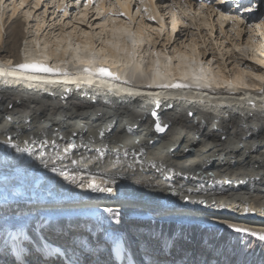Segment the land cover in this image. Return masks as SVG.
<instances>
[{
    "label": "bare ground",
    "instance_id": "6f19581e",
    "mask_svg": "<svg viewBox=\"0 0 264 264\" xmlns=\"http://www.w3.org/2000/svg\"><path fill=\"white\" fill-rule=\"evenodd\" d=\"M249 2L239 0L238 9L236 0H94L91 5L88 0H0L1 60L25 59V47L31 54L27 59L44 53L45 61L65 67L77 63V55L95 56L104 62L89 64L92 69L103 67L138 91L159 93L156 112L162 126L167 125L165 131H155L151 98L113 95L97 84L79 90L68 85L72 91L67 92L0 83V162L16 157L15 164L23 165L0 175V216L10 219L5 212L16 206L33 217L54 216L61 226L71 222L73 234L93 232L98 239L123 234L128 251L118 256L120 264H239L232 250L226 253L228 235H234L228 225L264 233V80L256 78L264 76V0L243 12ZM185 12L191 13L190 21ZM191 24L196 33L187 30ZM239 53L247 57L237 58ZM157 71L162 79L156 82L169 87H146ZM196 76L205 77L200 83L211 87H171L174 82L192 85ZM7 135L22 147L30 138L56 140L63 159L54 158L51 147L43 157L21 156L5 145ZM70 142L76 148L65 154ZM103 149L101 159L97 150ZM53 167L86 179L94 176L102 186L114 181V192L80 188L79 180L65 181ZM25 169L43 187L33 189L21 179ZM170 172L176 174L171 181L166 179ZM10 190L18 206L8 199ZM186 196L226 207L187 203ZM105 209L117 212L119 222L113 223ZM208 228L210 239L202 231ZM242 234L246 242L249 235ZM172 237H178L175 247L161 254V240ZM262 250L258 247L252 264L264 262ZM11 252L0 230V264H7ZM112 255L105 252L107 264H113Z\"/></svg>",
    "mask_w": 264,
    "mask_h": 264
},
{
    "label": "snow or ice",
    "instance_id": "6c2138e0",
    "mask_svg": "<svg viewBox=\"0 0 264 264\" xmlns=\"http://www.w3.org/2000/svg\"><path fill=\"white\" fill-rule=\"evenodd\" d=\"M93 3L94 0H88V4L91 5ZM236 3L239 9V0H236ZM24 6V3L19 5L20 8H23ZM253 7V0H250L248 5H243V12H249ZM137 11H139V9H137ZM145 11H147L146 8ZM24 15L29 18L31 16L30 13H25ZM121 15L126 14L121 13ZM149 19L154 20L155 17L150 16ZM106 22L107 21H105V23ZM173 27H175V22H173ZM85 35H87V33H85ZM25 44H27V41H25ZM237 51H239V49H237ZM24 55L25 61L17 65H12L11 61H8L6 64H0V83L6 86L22 85L28 89H43L45 91H48L47 86L63 87L67 92L72 91L71 88L67 87L68 85H76L77 90H79L83 84H87L88 86L97 84L99 88L105 89L106 92H110L113 95L124 93L128 97L140 96L151 98L155 104V109L152 111V115L156 117L155 131L163 132L166 130L167 125L162 126L156 112V110L160 108V94L152 91H138L131 85L126 87L121 86L127 85L128 82L121 81L120 77L113 74L110 70L103 67L99 69L87 67L89 64L104 62L102 60L98 61L95 56L91 58H81L77 55L75 59L80 64L85 65V67L75 72H69L61 69H54L46 64L44 61L48 57L44 53H37L32 56L31 60H29L27 57L31 54L28 52L27 47H25ZM257 63H260V61H257ZM41 73H45L47 76H43ZM141 75H143L142 72ZM93 77H99V81L94 80ZM256 78L264 80V76H257ZM160 79H162V76L157 71L153 77L154 82L148 84L146 87H169V85L156 82ZM194 79L196 83L192 85L174 82L171 87L178 91L185 88L190 90L193 87L198 89L211 87L210 83H200L201 80L205 79L203 76H196ZM105 80H110L111 82L105 83ZM244 86L247 87V85ZM262 95H264V90H262ZM170 98L176 99V97ZM240 98L245 99L246 97ZM180 99L186 98L181 97ZM168 107H171V105H168ZM252 107L256 108L257 106L253 104ZM262 108H264V106H262ZM188 115H192L191 110L188 111ZM5 118L9 120L11 119L10 117ZM75 136L76 133H73V139ZM104 136L105 132L102 131L100 133V138L103 139ZM60 139L63 140L64 138L60 137ZM13 140V136L7 135L4 143L5 145L10 146L15 153H19L21 156L27 154L29 157L36 155L43 157L45 155V149L51 147L55 149L57 153L54 158L63 159V157L59 154V145L56 140L49 141L47 138H30L23 142V147L18 143H14ZM37 145H39V147H37ZM68 148L75 149L76 144L74 142L67 144L64 150L65 154L67 153ZM106 151V149L97 150L101 159H103L106 155ZM127 155L128 153L125 152V158ZM16 159V157H12L11 159L6 158L4 161L0 162V175L10 174L8 173L9 168L14 170L15 167H23L22 164H15ZM117 159H119L118 154ZM76 163V160L71 161V164L73 165ZM152 167H156V165L153 164ZM51 171L58 177H62L65 181L75 183L79 180L77 186L80 188L87 187L94 192L109 194L114 192V188L112 187L114 181L105 180L102 186L97 183L96 177L93 176L86 179L83 175L73 174L72 170L68 168L62 167L59 171H57L56 168L53 167ZM175 175L176 174L174 172H170V174L166 176V179L171 181L174 179ZM21 179H25V182H30L33 189L43 187V185L39 183V178H29L27 169H25V176ZM183 179H188V177L185 176ZM13 183L16 184L18 181H14ZM8 199L15 200L16 205L18 206L19 200L11 190L8 193ZM184 199L187 203H196L214 209L218 208L220 210H225L226 207L224 204H209L205 200L193 201L187 196L184 197ZM4 203L7 205V200H5ZM10 207H12V211L10 213L5 212V215L11 217L10 219L4 220V217L0 216V220L4 221L3 223H0V230H3L6 233L8 245L15 251L13 264H57V262H59V264H107L103 257L105 252L109 250L113 253V264H120L118 256L121 253L126 254L128 251L126 247V237L123 234H105L103 239H98L93 232H87V234H73L75 229L71 222H67L61 226L60 222L54 216L44 215L41 217H33L31 213L26 214L23 211H17L16 206ZM104 211L108 214L109 219L113 223L119 222V214L117 212L111 209H105ZM244 211L249 212L251 211V208L245 207ZM261 215H264V210L261 211ZM228 227H230L233 232L254 236L259 241L264 242V233H257L248 228L236 227L233 225H228ZM177 239L178 237L163 238L160 245L161 254L170 253L175 247Z\"/></svg>",
    "mask_w": 264,
    "mask_h": 264
},
{
    "label": "rangeland",
    "instance_id": "374dc122",
    "mask_svg": "<svg viewBox=\"0 0 264 264\" xmlns=\"http://www.w3.org/2000/svg\"><path fill=\"white\" fill-rule=\"evenodd\" d=\"M82 1H84V0H82ZM137 2H141V0H136ZM159 1V0H158ZM195 1V0H194ZM198 1V0H197ZM217 2L218 0H213V2ZM261 3L262 2V0H253V3L254 4H257V3ZM201 6H203L202 8H204V6H205V4H200ZM72 6V5H71ZM136 6V5H135ZM139 8L142 10V12L144 11V9H143V6L141 5V7L139 6ZM178 8H179V10H181V12H182V9H180V7L178 6ZM184 8V7H183ZM44 9V7H42V9L41 10H43ZM73 9H75V11H76V9H77V5H76V3H73ZM133 9H135V7L133 8ZM48 11H51V10H49L48 9ZM47 14H49L48 12H47ZM183 15H184V18L185 19H187V21H190V19L188 18L190 15H191V13H189L188 15L186 14V12L185 13H183ZM54 16V15H53ZM52 16V17H53ZM72 16V15H71ZM49 17H50V14L48 15V20H49ZM51 17V18H52ZM169 18V17H168ZM193 22V21H192ZM194 24V23H193ZM193 24H191V28H188L187 30H191L192 29V32H194V33H196L197 31H198V29L196 28V26L195 25H193ZM84 26V25H83ZM168 26H170V25H168ZM170 28V27H169ZM214 31V30H213ZM177 32V31H176ZM182 32H184V31H182ZM218 33V30H216V32H215V34H217ZM180 35V34H179ZM144 42H142V44H143ZM144 45V44H143ZM214 45V44H213ZM166 50H167V48H166ZM223 51H225V50H223ZM235 53H238L239 51H234ZM215 54H218V55H216L215 57H218L219 59H221V56H220V54L219 53H215ZM228 56H231V53H228ZM240 56H243V57H247L246 55H244V54H242V53H239V54H237L236 55V57L237 58H239ZM234 58V57H233ZM150 59V58H149ZM214 59H217V58H214ZM146 61H148L147 59H146ZM173 63H177V62H174V60L172 61ZM256 64H259V63H257L256 61H254ZM147 65V64H146ZM227 85V84H226ZM225 85V86H226ZM229 86V85H228ZM202 229V228H201ZM206 230V231H205ZM202 231H204L203 232V234H204V236H206L207 238H211L212 236L210 235V231H209V228L208 229H203ZM208 234H209V236H208ZM241 234V235H240ZM232 236H234V237H232ZM242 236H243V234L242 233H236V232H234V235H231V233L228 235V237L229 238H227V245H228V247H227V250H226V253H228L227 251H233L231 254H234L236 257H237V259H238V261H239V264L240 263H243V264H249V263H251L252 264V262H253V260H254V255L257 253V250H258V247H261L263 250H262V252L264 253V242H261V241H256V240H254L253 241V238H254V236L252 237H250V235H249V238H251V239H246V242H245V240H241V238H242ZM232 237V238H231ZM236 237V238H235ZM237 239H238V241H237ZM229 240V241H228ZM236 240V241H235ZM238 242V243H237ZM244 243H246V244H244ZM236 246H235V245ZM238 244V245H237ZM244 248H243V247ZM235 247V248H234ZM241 247H242V249H241ZM237 248V249H236ZM239 248V249H238ZM244 249V250H243ZM237 250V251H236ZM234 251H236V252H234ZM242 251V252H241ZM256 252V253H255ZM236 253V254H235ZM249 253V254H248ZM251 257H250V256ZM248 256V257H247ZM247 257V258H246ZM246 258V259H245ZM253 258V259H252ZM252 259V260H251ZM251 260V261H250ZM249 261V262H248ZM262 263H264L263 261H262ZM262 263H260V264H262ZM254 264H256V263H254Z\"/></svg>",
    "mask_w": 264,
    "mask_h": 264
}]
</instances>
